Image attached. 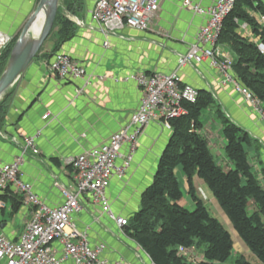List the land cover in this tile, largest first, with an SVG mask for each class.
<instances>
[{
	"label": "crops",
	"instance_id": "0c3cea01",
	"mask_svg": "<svg viewBox=\"0 0 264 264\" xmlns=\"http://www.w3.org/2000/svg\"><path fill=\"white\" fill-rule=\"evenodd\" d=\"M83 1L84 11L78 16L64 11L78 31L60 49V54L79 61L91 77V85L79 93L82 81L60 80L49 68L53 57H38L12 90L5 122L0 129L2 163L9 164L20 157L22 151L18 142L21 143L26 137L35 138L39 153L34 155L29 150L25 155L21 167L22 179L31 184L34 192L50 207L60 206L64 202L56 183L65 187L73 183L74 171L67 160L106 143L113 134L129 124L138 110L142 91L134 81H125V78L135 73L173 72L179 56L186 54L195 43L199 29L207 22L206 17L183 10L177 1L161 0L159 15L153 21L151 30L141 32L126 28L116 34H107L92 19L96 0ZM194 1L208 7L216 0ZM39 2L0 0V34L18 40ZM260 21L263 23V19ZM243 25L239 33L251 41H257L251 29L247 27L243 30ZM46 43L43 55L51 54L55 47L54 40H50L51 47H46ZM217 53L219 61L233 59L230 50L222 45H218ZM180 78L182 84L190 85L197 91L204 89L211 92L224 115L248 133L253 143L246 147L249 161L252 166H257L262 179L264 165L262 169L259 165L263 164L264 159V125L245 96L233 83L227 82L210 61L183 68ZM209 112L214 118L213 126L204 127L201 134L208 137L211 151L214 150L222 158V150L225 151L226 146L223 126L216 109H209ZM46 115L50 116L44 119ZM214 126L217 132L212 131ZM172 135V130L165 129L159 122L151 123L143 131L125 178L114 177L107 191L116 216L129 220L140 211L141 196L152 184L160 158ZM128 150V146H125L123 153L127 154ZM231 168L232 164L228 161L224 169ZM178 174L182 176L189 193L187 178L180 168L176 170ZM197 179H194L195 189L199 184ZM0 201L5 203L0 213V235L16 240L32 219L33 209L23 205L14 212L10 201ZM185 203L183 194L178 204L183 207ZM82 204L85 210L76 214L74 220L78 228L88 234L93 247L100 244L106 246L101 255L103 260L111 264H154L125 228H120L103 214L99 205L90 199H83ZM232 238L235 243L236 239ZM239 247L243 249L242 245ZM191 254L199 259L202 257L196 250Z\"/></svg>",
	"mask_w": 264,
	"mask_h": 264
},
{
	"label": "trees",
	"instance_id": "16d2710c",
	"mask_svg": "<svg viewBox=\"0 0 264 264\" xmlns=\"http://www.w3.org/2000/svg\"><path fill=\"white\" fill-rule=\"evenodd\" d=\"M63 9L78 16L84 11L83 0H63ZM264 2L236 0L233 9L224 17L218 45L233 55L231 69L238 84L256 98L264 110ZM246 24L256 36L251 41L239 31ZM78 27L66 17L62 8L48 40L55 41L51 54L38 57L52 60L60 49L77 35ZM47 40V41H48ZM12 40L0 54V77L12 48ZM46 41V42H47ZM45 42V43H46ZM11 95V94H10ZM10 95L0 103V129L8 112ZM185 115L170 120L173 135L163 152L152 184L141 196V209L124 227L126 233L148 254L154 264H216L227 262L234 250L228 230L212 217L196 193L194 179L203 180L210 188L238 237L264 264V168L262 179L249 161L246 147L252 140L239 125L226 117L211 92L201 89L195 103L181 102ZM216 109L226 140L225 153L232 164L225 170L215 160L209 141L201 134L204 111ZM187 178L189 195L196 205L189 211L178 203L183 199L176 170L181 167ZM0 199L12 204L14 212L24 205L23 198L8 191ZM250 207L252 212H250ZM196 250L200 261L192 262L180 250ZM237 264H251L243 256Z\"/></svg>",
	"mask_w": 264,
	"mask_h": 264
},
{
	"label": "built area",
	"instance_id": "2783aa9c",
	"mask_svg": "<svg viewBox=\"0 0 264 264\" xmlns=\"http://www.w3.org/2000/svg\"><path fill=\"white\" fill-rule=\"evenodd\" d=\"M174 1L183 10L206 17V24L199 29L195 43L186 54L179 56L177 68L173 72L135 73L125 78V81H134L141 89L140 106L129 124L113 134L106 143L84 150L67 160L74 176L70 187L56 183L64 197L62 205L48 206L34 192L32 185L22 179L21 167L25 155L29 150L34 155L39 153L34 137H26L21 143L18 142L22 153L14 162L6 164L0 161V195L12 191L23 198L25 206L33 209L32 219L18 239L0 235V264H111L101 258L106 246L100 244L93 247L88 234L78 228L74 216L85 210L82 200L90 199L120 228L128 224L127 219L113 213L107 191L114 177L125 178L143 131L154 122L172 130L170 120L186 114L181 102L197 101L198 91L181 82L180 71L183 68L210 61L225 76L226 81L233 83L245 96L264 125V110L260 102L235 80L231 60L225 58L219 61L218 58L222 21L233 9L236 0H216L208 7L194 0ZM160 5L161 0H96L92 19L107 34H116L126 28L146 32L151 30L153 21L158 17ZM11 41L8 36L0 34V54ZM49 68L60 80L82 81L79 93L91 85V77L85 68L69 55L58 54L49 63ZM49 116H44V119ZM125 146L129 149L127 154L123 153ZM119 161L122 163L118 164ZM4 207L5 203L0 201V213ZM180 252L187 256L193 249H181Z\"/></svg>",
	"mask_w": 264,
	"mask_h": 264
},
{
	"label": "water",
	"instance_id": "95a60500",
	"mask_svg": "<svg viewBox=\"0 0 264 264\" xmlns=\"http://www.w3.org/2000/svg\"><path fill=\"white\" fill-rule=\"evenodd\" d=\"M61 8L64 12L63 0H40L12 48L7 65L0 77V103L11 94L20 78L38 56L55 27ZM42 12H45V21L39 35L34 36L33 28Z\"/></svg>",
	"mask_w": 264,
	"mask_h": 264
},
{
	"label": "rangeland",
	"instance_id": "374dc122",
	"mask_svg": "<svg viewBox=\"0 0 264 264\" xmlns=\"http://www.w3.org/2000/svg\"><path fill=\"white\" fill-rule=\"evenodd\" d=\"M33 15V14H32ZM31 15V16H32ZM30 19V18H29ZM264 22V21H263ZM247 25H243L242 29H246ZM50 40L47 41V45L46 47H51L50 46ZM263 48V47H262ZM213 115L209 112V110H206L203 112L202 117H201V122L204 125V127H211L213 126ZM212 131L213 132H217V127H212ZM209 135V134H208ZM206 137V136H205ZM111 138V137H110ZM208 138V137H207ZM206 138V139H207ZM208 140V139H207ZM210 140V139H209ZM213 155L215 157V160L218 162V164H220L222 166V168H226V164L228 163V158L226 156V153L224 150H222L223 153V157H219L216 155V152L213 150ZM264 158V157H263ZM264 165V159H263V164H260L259 167L262 169ZM255 166V167H254ZM183 173V168L182 166L179 167ZM233 169V168H232ZM253 171L257 172V166L253 165ZM259 174V173H258ZM180 184V188L181 191L184 194V200L186 201V203L184 204L183 207H185L186 209H188L189 211H194L196 209V205L192 200V197L189 195L188 190L182 180V176L180 174L176 175ZM198 183L196 185V189H197V194L198 196L204 200L205 206L208 209L210 215L214 218H216L217 220H219V222L232 234V236L236 239L235 240V245H234V250L233 253L230 257V259L225 262V263H216V264H237L236 260L238 259V257L243 256L245 258V260L251 264H262L260 262V260L252 253L250 252V250H248V248L246 247V245L243 243V241L238 237L237 233L235 232L231 221L229 220V218L227 217V215L225 214V212L223 211V209L221 208V206L219 205V203L217 202V200H215L209 186L201 179H197ZM251 209H253L252 207H250V212ZM9 210V208H8ZM242 245L243 249H241L239 246ZM200 253V252H199ZM188 259L191 260L192 262H198L200 259L198 258V256H194L192 254L187 255Z\"/></svg>",
	"mask_w": 264,
	"mask_h": 264
},
{
	"label": "bare ground",
	"instance_id": "6f19581e",
	"mask_svg": "<svg viewBox=\"0 0 264 264\" xmlns=\"http://www.w3.org/2000/svg\"><path fill=\"white\" fill-rule=\"evenodd\" d=\"M44 21H45V12H42L39 17H38V20L37 22L35 23V26L33 28V35L34 36H38L41 29H42V26L44 24ZM3 74V73H2Z\"/></svg>",
	"mask_w": 264,
	"mask_h": 264
}]
</instances>
